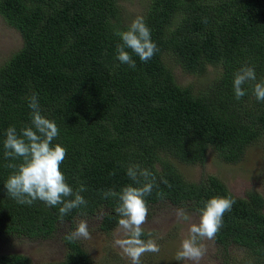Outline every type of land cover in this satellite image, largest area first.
<instances>
[{
    "label": "trees",
    "instance_id": "trees-1",
    "mask_svg": "<svg viewBox=\"0 0 264 264\" xmlns=\"http://www.w3.org/2000/svg\"><path fill=\"white\" fill-rule=\"evenodd\" d=\"M120 16L117 0H0V18L21 39L0 64V238L46 236L56 223L98 208L105 209L98 228L110 231L118 224L119 201L103 193L140 186L126 174L137 164L156 177L147 206L189 201L200 213L209 198L231 196L235 203L214 241L241 247L249 256L242 264H264V190L235 196L213 174L184 179L170 160L202 164L210 147L236 162L264 135V101L255 98V82L242 86L239 100L233 91L242 66L254 67L256 82L264 81V0H147L140 16L158 51L147 62L132 54L134 69L117 59V33L129 26ZM168 58L185 72L201 74L207 65L217 71L194 90L176 83ZM33 93L41 114L59 129L53 144L66 149L60 166L66 182L86 188L87 204L63 220L60 205L18 204L4 187L13 171L6 165L20 163L4 156L5 131L14 126L19 133L30 124L26 97ZM67 235L64 257L42 264H89ZM0 264L31 262L22 253L0 252Z\"/></svg>",
    "mask_w": 264,
    "mask_h": 264
},
{
    "label": "clouds",
    "instance_id": "clouds-1",
    "mask_svg": "<svg viewBox=\"0 0 264 264\" xmlns=\"http://www.w3.org/2000/svg\"><path fill=\"white\" fill-rule=\"evenodd\" d=\"M121 43L116 45L117 59L135 68L132 54L143 62L149 61L158 51L157 45L151 39V32L143 16H136L127 30L117 33ZM126 49H130L131 53ZM253 84V93L257 101H264V81L256 82L254 67L242 66L234 73L233 91L239 100L246 93L243 85ZM30 111V124L19 133L14 126L5 131L3 147L5 158L19 159L20 163H9L6 167L13 169L4 187L7 193L22 205H32L34 201H42L47 206L59 207L60 219L71 210L85 206L87 201L81 195L86 191L84 185L73 189L61 171V164L66 156V149L60 144H53L59 133L56 123L41 114L38 96L33 93L26 97ZM127 176L135 185L124 186L119 192L112 189L103 193L105 199L117 198L119 203L114 209L118 219V238L114 240L122 254L127 256L131 264H140V258L145 253H158L160 247L155 239L147 240L141 237L145 234L143 225L147 222L148 206L145 197L150 195L156 183L155 175L146 168L131 164L126 169ZM163 183L168 184L166 180ZM170 186V185H169ZM163 196V193H157ZM235 201L231 196H214L204 202L200 209L198 222L190 223L187 236L181 241L180 249L175 259L191 261L199 264L206 255L204 240H214L223 224L225 212L230 211ZM176 217L181 221H189V215L179 209ZM151 237L152 233L149 232ZM92 233L88 221L81 219L74 231L66 236L69 241L79 239L90 240Z\"/></svg>",
    "mask_w": 264,
    "mask_h": 264
},
{
    "label": "rangeland",
    "instance_id": "rangeland-1",
    "mask_svg": "<svg viewBox=\"0 0 264 264\" xmlns=\"http://www.w3.org/2000/svg\"><path fill=\"white\" fill-rule=\"evenodd\" d=\"M147 0H117L120 9L121 22L130 24L140 16ZM21 44L18 32L4 23L0 18V64ZM165 63L171 68L174 80L180 85H191L192 89L201 88L214 76L217 68L207 65L201 74L183 71L168 58ZM178 172L188 181H199L207 174L218 177L235 196H243L248 190L263 193L264 190V135L248 144L242 156L236 162H226L208 147L202 164L187 165L170 158ZM183 209L190 217L189 221H181L176 212ZM104 208H98L89 214H77L71 220L56 223L53 231L41 237H27L21 234L4 235L0 238V252L25 254L31 264H42L48 261H59L65 254L63 236L74 231L81 219L87 220L92 233L90 240H75L82 247L89 259V264H131L130 259L122 254L115 245L118 238V224L108 232L98 228V222ZM199 212L189 202L179 204L167 200L148 206L147 222L143 225L148 238L155 239L160 247L158 253H145L140 258V264H192L191 261H177V251L181 241L187 236L189 224L198 222ZM152 236L149 237L148 233ZM207 248L206 255L199 264H242L249 258L244 250L234 244L226 247L214 240L202 242ZM226 261V263L224 262Z\"/></svg>",
    "mask_w": 264,
    "mask_h": 264
}]
</instances>
